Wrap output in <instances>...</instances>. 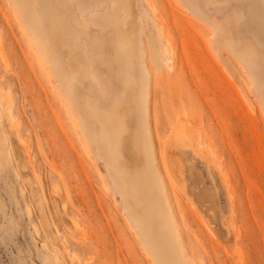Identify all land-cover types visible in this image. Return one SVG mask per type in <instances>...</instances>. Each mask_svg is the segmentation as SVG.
Here are the masks:
<instances>
[{
  "label": "rangeland",
  "instance_id": "rangeland-1",
  "mask_svg": "<svg viewBox=\"0 0 264 264\" xmlns=\"http://www.w3.org/2000/svg\"><path fill=\"white\" fill-rule=\"evenodd\" d=\"M154 1L149 33L158 48L161 36L169 65L138 29L132 39L140 34L144 54L123 41L98 51L117 72L126 62L135 68L131 81L118 79V92L148 91L153 155L192 264H264V66L233 50L239 42L245 49L237 38L254 36L264 51V0H197V13L184 0ZM23 17L16 0H0V109L8 137L0 156V264H155L108 184L102 158L85 150L65 86L48 75ZM120 46H129L135 60L125 59ZM82 52L72 50L76 57ZM70 86L74 93L76 84ZM176 130L205 154L173 144Z\"/></svg>",
  "mask_w": 264,
  "mask_h": 264
},
{
  "label": "bare ground",
  "instance_id": "bare-ground-1",
  "mask_svg": "<svg viewBox=\"0 0 264 264\" xmlns=\"http://www.w3.org/2000/svg\"><path fill=\"white\" fill-rule=\"evenodd\" d=\"M184 1L192 5L189 7H192L191 10L195 13L197 12L194 6L200 9L197 0ZM206 1L214 4L212 0ZM16 2L21 12L26 15L23 20L31 30V40L38 46L42 64L44 67L48 66L45 67L48 75H54L61 86H65L66 106L73 113L74 122L82 128V134L86 139L85 150L93 151L102 158V167L108 177L107 182L116 190L114 192L125 205L130 227L139 238L144 254L150 256L155 264H192L182 232L175 220L166 182L157 168L151 147V128L148 108L145 105L147 103L145 98L148 96L144 94L148 92L144 86L149 81L147 68L143 66L140 74L145 92L141 90L142 94L137 93L135 86L128 94L124 91L118 92L116 90L119 85L118 79L123 82L131 81L128 71L132 70L135 74V68L126 62L124 71L117 72L113 64L105 60L106 56L98 51L100 46L103 52L115 42L123 41L128 45H137L144 54L143 42L139 35L145 31L148 42L152 44L151 51L157 60L169 65L168 49L166 46L163 48L161 36L158 34L155 38L161 43V47L158 48L154 46V39L149 33L151 22H154L153 16L157 15V2L154 0H16ZM134 3L140 6L141 11L132 6ZM42 8L49 14L48 17H39V13L44 10ZM137 13L139 20L136 17ZM89 20L92 21L91 24ZM237 22L239 21L236 19L234 23ZM92 25L98 27L97 32ZM134 29H138L140 34L132 39ZM122 35L126 38H121ZM242 38L237 39L245 41V49L239 47L238 40L235 41L239 42L238 46L236 45L233 50L237 51L242 60L254 63L255 66L262 64L263 67L264 51L259 46L260 43L254 40V36L245 37V40ZM74 48L82 49V55L76 57L72 53ZM90 49L94 50L96 56H91ZM118 50L123 51L125 59L135 60V57L131 56L129 46L128 48L120 46ZM59 52L63 53L61 57L58 55ZM104 61L108 64L107 70H103ZM258 74L260 77L264 76V71H261L262 75L260 72ZM70 82L76 84L74 93L70 92ZM5 104L9 129L16 133L12 104L7 105L8 102ZM129 121L135 122V127L130 128ZM2 123L0 109L1 157L6 152L8 141ZM144 135L146 140L142 142L139 139ZM128 138L131 142L125 145ZM171 141L173 144L191 147L195 152L205 154L201 151L200 144L194 143L190 137L186 138L185 133L180 130L175 131ZM214 160L211 162L216 164ZM53 264L61 263L56 260Z\"/></svg>",
  "mask_w": 264,
  "mask_h": 264
}]
</instances>
